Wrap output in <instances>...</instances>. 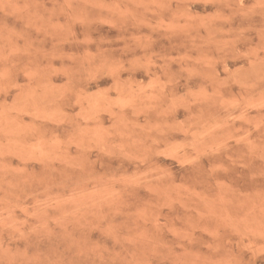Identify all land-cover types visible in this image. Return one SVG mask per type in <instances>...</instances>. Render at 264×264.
<instances>
[{"label": "rangeland", "instance_id": "1", "mask_svg": "<svg viewBox=\"0 0 264 264\" xmlns=\"http://www.w3.org/2000/svg\"><path fill=\"white\" fill-rule=\"evenodd\" d=\"M0 264H264V0H0Z\"/></svg>", "mask_w": 264, "mask_h": 264}]
</instances>
